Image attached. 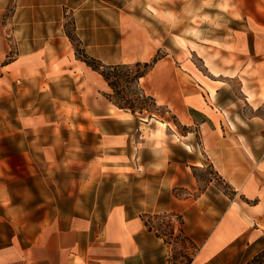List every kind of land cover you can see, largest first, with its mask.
Here are the masks:
<instances>
[{
	"label": "crops",
	"instance_id": "0c3cea01",
	"mask_svg": "<svg viewBox=\"0 0 264 264\" xmlns=\"http://www.w3.org/2000/svg\"><path fill=\"white\" fill-rule=\"evenodd\" d=\"M100 1L16 0L13 57L0 46V101L20 85L68 81V98L59 101L98 143L91 157L67 160L79 169L70 189L55 191L48 220L25 228L11 224L10 234L0 233V264H168L171 244L146 220L165 213L179 217L182 236L196 247L190 264H247L264 250V8L232 15L222 0H187L183 7L210 2L199 13L212 24L182 35L181 10L165 8L175 0H148L156 12H147L139 29L125 34L122 19L117 25L102 20ZM9 4L0 0V12ZM218 5L220 11L202 10ZM68 6L84 53L101 64L150 62L162 53L140 84L179 128L163 120L166 127L154 129L152 137L140 134L132 113L112 103L102 76L74 56L64 30ZM165 24L175 27L168 46ZM192 45L210 49L209 57H200ZM194 54L218 75L204 83L194 79ZM235 78L240 94L234 99L227 87ZM47 119L41 111L20 115L17 132L27 131L28 144H37L38 133L61 130ZM167 133L181 139L172 141ZM52 142L48 137L40 143L46 161ZM198 156L231 188V199L222 193L214 199L208 188L198 193L192 172L201 165Z\"/></svg>",
	"mask_w": 264,
	"mask_h": 264
},
{
	"label": "rangeland",
	"instance_id": "374dc122",
	"mask_svg": "<svg viewBox=\"0 0 264 264\" xmlns=\"http://www.w3.org/2000/svg\"><path fill=\"white\" fill-rule=\"evenodd\" d=\"M186 1L175 0L174 3L168 2L165 5L166 10L168 8H179L181 10L182 35L188 33L190 28L192 30L191 33H193L195 26H210L212 24L211 22H202L205 21L206 16L199 13L202 6L210 5V2L202 1L194 4L193 1L191 5L187 6L188 3H186L183 7ZM222 1L225 3L223 8L229 9L228 11L232 15H234L233 13L235 15L249 14L248 12L252 10L253 6L258 9L264 8V0ZM9 3L8 7L0 12V23L2 26L0 27V46L8 49L6 57H13L16 43L11 31L14 28L13 14L16 8V0H9ZM227 3H229V6ZM69 6L63 8L64 30L70 38L74 56L78 58V56H81L83 47L76 37L73 16L69 11ZM87 7L90 6L83 5L80 8ZM219 7V5L218 7H203L202 10L213 13L218 11ZM96 11H100L104 22L109 20L112 25H117L116 22L122 19L123 21L119 20L118 24L121 23L122 28L126 29L124 32L126 34L139 29L138 25L144 17H147V12L155 13L156 9L148 5V0H101L100 6ZM214 24V29H220L217 22ZM174 28V26L165 24L166 46L170 43L169 37ZM178 41L182 47L185 46L186 43L183 40ZM201 44L203 45L204 43ZM210 45H215V43H210ZM192 46L198 49L200 57H209L210 49ZM160 56H162V53H157L151 60L156 61ZM151 60L149 63L153 66L154 63L152 64ZM190 60L192 63L191 70L196 76L194 79L199 82H209V79L213 77L212 75L218 73L212 68L208 71L201 58L195 56V54ZM136 70L133 69V73ZM127 71V69L118 71L121 77L118 84L119 93L112 95V103L117 102L120 106H128L130 103L133 106L134 113L132 115L135 117L136 125L142 127L140 134L144 131L145 136L152 137L150 133L154 129L161 127L160 123L163 124V120L168 122L170 128H174V126L179 128L177 120L164 108L158 107L152 97L145 94L143 86L140 84V79L135 83L125 82ZM250 72L243 74V77H248ZM65 82L66 84L64 85ZM67 83L68 81L56 82L51 86L45 84L38 86L34 84L33 86L20 85L14 89L13 94L11 91L9 92L12 94L11 96L4 97L0 101V233H3L4 229H7V231L11 229V224L16 228H25L30 221H40L44 218L48 220L53 215L54 206L58 200L55 191L60 193L61 189L66 187V185H69L70 189L73 186L71 183L72 175L75 170L79 169L75 164L68 166L67 160L91 157L96 152L95 147L98 143V136L92 133L88 135L83 133L82 126L80 127L79 125L80 128H78L76 119L68 115L70 112L69 106L59 101L60 97L68 98L66 96L68 93ZM227 89L232 98L239 97L240 90L237 78L229 82ZM60 104L65 105L66 108L62 110L59 106ZM127 110L131 112L129 109ZM38 111H41L44 115L46 114V118H48L47 124L59 126L61 130L54 134L51 133V129L42 134L38 133L33 137V139H36L37 144L34 142L28 144L31 135L20 127L18 128L22 130L17 132L18 118L25 113ZM109 126L111 128L114 127L113 124ZM164 126L166 127V123H164ZM179 130L183 132V129ZM134 134L137 139H141L137 132ZM166 135L172 141H175L176 138L181 139L180 135H176L177 137L168 133ZM161 136L166 137L164 135ZM48 137L53 141L51 144L52 159L46 161L44 160L46 156L42 153L40 143ZM198 159L201 161V165L196 166L192 170L197 180L198 193L208 188L211 195H214L212 196L214 199H220V196H218L220 193L231 199L233 197L231 188L218 177L205 159H202L201 156H198ZM175 193L178 194V192ZM169 215L174 214H155L149 216L146 220L154 230L163 235L166 241L171 244L168 250V264H190L192 256L196 252V247L192 246L186 237L179 234L181 229L179 217L176 216L175 222L170 223L167 220ZM8 232L9 234L11 233L10 231Z\"/></svg>",
	"mask_w": 264,
	"mask_h": 264
},
{
	"label": "trees",
	"instance_id": "16d2710c",
	"mask_svg": "<svg viewBox=\"0 0 264 264\" xmlns=\"http://www.w3.org/2000/svg\"><path fill=\"white\" fill-rule=\"evenodd\" d=\"M78 58L84 61L89 67H91L94 71H97L102 76V78L106 81L108 86L111 88L114 95L119 93L118 84H119V79L121 77L118 74V71H120L121 69H127L128 73L126 74L125 82L135 83V82H138V80L141 77L145 76L152 66L149 62H144V63L135 62L132 64L103 65L98 60L88 57L84 53L83 50L81 52V56H78ZM154 62L155 61L153 60L151 63L153 64ZM133 69H137V70L133 73ZM112 98L113 97L111 96L110 98L111 101H112ZM114 105L122 109H126V110L129 109L131 111L130 113L132 114L134 113V110H133L134 108L132 105H130V103L128 104V106H120L117 102L114 103ZM179 234H181V229H180ZM263 262H264V250H262L256 256H254L248 264H262Z\"/></svg>",
	"mask_w": 264,
	"mask_h": 264
},
{
	"label": "built area",
	"instance_id": "2783aa9c",
	"mask_svg": "<svg viewBox=\"0 0 264 264\" xmlns=\"http://www.w3.org/2000/svg\"><path fill=\"white\" fill-rule=\"evenodd\" d=\"M175 219H176V215L174 216V215H169V217H168V221H170V223H172V222H175Z\"/></svg>",
	"mask_w": 264,
	"mask_h": 264
},
{
	"label": "bare ground",
	"instance_id": "6f19581e",
	"mask_svg": "<svg viewBox=\"0 0 264 264\" xmlns=\"http://www.w3.org/2000/svg\"><path fill=\"white\" fill-rule=\"evenodd\" d=\"M214 75L217 76L218 73H215ZM141 78H142V77H141ZM248 97H249V96H248ZM120 112H121V111H120ZM115 113H116V112H115ZM115 113H114V114H115ZM125 114H126V113H125ZM118 115H119V114H118ZM156 122H157V121H156ZM160 124H161V127H164V124H162V123H160ZM158 130H159V129H158ZM158 132H159V131H158Z\"/></svg>",
	"mask_w": 264,
	"mask_h": 264
}]
</instances>
